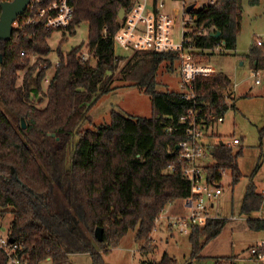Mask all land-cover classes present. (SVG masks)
Listing matches in <instances>:
<instances>
[{
    "label": "trees",
    "instance_id": "trees-1",
    "mask_svg": "<svg viewBox=\"0 0 264 264\" xmlns=\"http://www.w3.org/2000/svg\"><path fill=\"white\" fill-rule=\"evenodd\" d=\"M69 1L74 16L62 32L75 34L80 24H87L88 59H80V46L64 54L59 45L58 63L47 86L44 79L52 68L47 39L54 30L14 27L10 40L0 41V218L10 216L9 236L24 244L32 264H72L69 256L73 254H88L91 264H107L104 256L129 231L135 232L136 240L146 241L163 210L190 195V181L179 166L169 172L176 161L175 147L185 139L180 117L189 104L179 92L157 90L158 70L162 64L168 70L178 64L175 54L134 52L124 80L150 97V117H125L112 111L108 125L84 128L91 122V107L113 90L123 57L114 49L113 37L118 13L128 11L131 1ZM241 12L240 0H219L196 11L197 27L214 26L221 35H195V45L215 48L220 43L224 50H234ZM21 20L22 16L17 18L18 23ZM260 47L254 45L246 55L256 62L255 69L264 59ZM210 55L201 54L200 59ZM32 56L36 57L33 62ZM231 84L230 77L219 72L197 77L194 91L198 100L209 105L207 113L224 116L234 107L233 96L229 102L224 99ZM259 132L263 136L264 127ZM212 153L214 163L207 167L212 178L220 180L217 172L223 168L231 171L236 184L242 177L237 164L242 151L233 153L231 147L219 144ZM263 206L264 195L249 185L241 213ZM226 224L220 218L192 227L187 235L190 255L184 264L205 260L204 247ZM247 225L264 232V221L247 220ZM96 228L102 229L101 241L94 235ZM7 263L0 250V264ZM143 264L180 263L164 253L158 261ZM213 264L237 263L225 258Z\"/></svg>",
    "mask_w": 264,
    "mask_h": 264
},
{
    "label": "rangeland",
    "instance_id": "rangeland-1",
    "mask_svg": "<svg viewBox=\"0 0 264 264\" xmlns=\"http://www.w3.org/2000/svg\"><path fill=\"white\" fill-rule=\"evenodd\" d=\"M207 2L208 0H201L202 5ZM240 6L242 12L236 48L226 51L221 46L222 50L219 47V50L213 52L209 59L202 60L213 66L216 73L220 72L230 77L234 98V107L225 112L224 122L214 125V129L212 128L214 133L209 134V138L205 139L214 143L215 146L222 142L228 147L233 138L240 140V145L233 147L232 152L242 151L237 158L242 177L233 184L231 171L223 175L211 213L213 216L226 219L227 224L222 232L204 247L202 254L205 260L195 261V264H213L225 258H232L237 264H252L250 249L264 240V232L253 231L247 225V220L261 219L264 209L261 208L249 214L241 213L242 200L247 187L253 184L260 193L264 190V135H260L259 132L264 127V59L261 60L257 68L258 74L255 76L256 62H252L246 56L256 40L261 41L260 49L264 54V0H240ZM64 32L54 31L47 39L52 50L48 55L52 68L47 72L44 86H47L54 72L53 68L58 63L56 48L59 45L64 54L78 46L86 49L89 38L87 24H80L75 34ZM174 39L176 40L177 36H174ZM122 56L114 74L113 90L103 95L91 107L89 111L91 122L86 123L84 128L108 125L112 111L125 117H150L152 111L150 97L134 83L124 80L129 61L133 62L135 59L134 52H123ZM35 60L36 57L32 56L31 61ZM22 74V72L19 73L20 78ZM256 80L260 83L258 84ZM157 82V90L160 92H179L180 67L178 64H174L171 70L166 69L162 64L157 73ZM38 106L42 107V104ZM183 207L185 208L183 200L169 204L156 221L146 241L136 240L135 232L129 231L119 245L111 248L110 253L104 256L105 262L107 264H143L151 260L158 261L164 253H167L174 256L180 264H184L190 255L188 236L179 234L176 228H170L169 223L166 227V219L188 214ZM166 215H169V218ZM9 220L10 216L7 215L0 218V223L8 229ZM156 227L160 229L159 232L162 235H156V233L154 235L153 231H156ZM69 258L72 264H91L88 254H73Z\"/></svg>",
    "mask_w": 264,
    "mask_h": 264
},
{
    "label": "built area",
    "instance_id": "built-area-1",
    "mask_svg": "<svg viewBox=\"0 0 264 264\" xmlns=\"http://www.w3.org/2000/svg\"><path fill=\"white\" fill-rule=\"evenodd\" d=\"M11 1V0H6ZM128 11L118 18V30L114 34V49L123 52L172 53L177 57L180 67V99L189 107L180 117L185 139L176 145V161L169 166L173 172L179 166L182 175L190 181V195L183 200L188 214L169 218L170 228H176L181 235H188L194 226H204L209 219H220L211 213L213 201L217 199L221 180L227 170L219 168L220 180L212 178L207 167L213 165L214 143H204L209 130L223 122V115L207 113L209 105L198 100L194 91L197 77L212 76L216 69L207 62H202L200 55L213 53L221 48L197 47L195 35H210L217 31L214 26L199 28L196 26L194 13L205 10L219 3L208 0L202 5L201 0H130ZM193 7L188 11V7ZM199 6V7H198ZM20 23L13 27L41 26L45 31H62L66 29L74 16V8L69 0H30ZM20 16V17H21ZM106 30V29H105ZM177 36V39H174ZM255 45L262 46L260 40ZM222 50V48L220 49ZM80 59H88V49H83ZM258 72L255 73V76ZM259 82V80H256ZM232 90L224 94V99L231 100ZM230 104V103H229ZM220 145L222 142L219 143ZM238 147L240 140L233 138L228 144ZM169 153L172 154L169 150ZM264 195V190L261 192ZM264 209V206L262 207ZM264 221V215L259 219ZM9 232L0 225V250L8 259L7 264H32L24 254L25 247L20 241H10ZM250 263L264 264V240L250 249Z\"/></svg>",
    "mask_w": 264,
    "mask_h": 264
},
{
    "label": "water",
    "instance_id": "water-1",
    "mask_svg": "<svg viewBox=\"0 0 264 264\" xmlns=\"http://www.w3.org/2000/svg\"><path fill=\"white\" fill-rule=\"evenodd\" d=\"M30 0H11L3 1L0 3V41L10 40L13 33V24L16 22L17 18L20 17L26 10ZM193 6L188 7V11ZM124 15V10H120L118 13V18H122ZM221 35L219 30L211 33L210 36L218 38ZM2 63V56L0 54V64ZM22 128L25 129V123L21 121ZM223 144V143H222ZM95 237L98 241L102 240V229L96 228L94 232ZM13 242V239H10Z\"/></svg>",
    "mask_w": 264,
    "mask_h": 264
},
{
    "label": "crops",
    "instance_id": "crops-1",
    "mask_svg": "<svg viewBox=\"0 0 264 264\" xmlns=\"http://www.w3.org/2000/svg\"><path fill=\"white\" fill-rule=\"evenodd\" d=\"M254 70H255V69H254ZM256 72H258V69H256L255 73H256ZM259 83H260V82H258V84H259ZM231 90L233 91V89H231ZM232 99H233V103H234V98H232ZM223 122H224V120H223ZM223 122H222V123H223ZM222 123H220V124H222ZM217 125H218V124H217ZM212 128H213V127H212ZM212 128L209 130V133H210V134L214 133V131H213L214 128H213V129H212ZM208 135H209V134H208ZM208 135H207V137H205V138H209ZM205 138L202 139V141H203L204 143H207V144L210 143V142L206 141ZM183 208H184V207H183ZM184 209L186 210V212H188V210H187L186 207H185ZM184 214H185V213H184ZM166 217L169 218V215H166ZM168 220H169V219H166V227H168V226H167ZM164 221H165V220H164ZM159 231H160V229H159L158 227H156V231H153V232H154V235H155V233H156V235H157V234H158V235H162V233L159 232ZM142 252H143V250H142Z\"/></svg>",
    "mask_w": 264,
    "mask_h": 264
}]
</instances>
